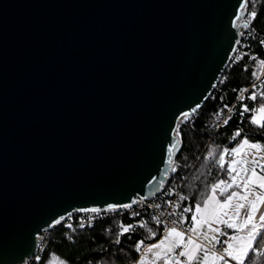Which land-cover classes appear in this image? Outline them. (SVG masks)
Masks as SVG:
<instances>
[{
  "label": "water",
  "instance_id": "95a60500",
  "mask_svg": "<svg viewBox=\"0 0 264 264\" xmlns=\"http://www.w3.org/2000/svg\"><path fill=\"white\" fill-rule=\"evenodd\" d=\"M241 2L0 0V264H25L59 217L157 193Z\"/></svg>",
  "mask_w": 264,
  "mask_h": 264
},
{
  "label": "snow or ice",
  "instance_id": "6c2138e0",
  "mask_svg": "<svg viewBox=\"0 0 264 264\" xmlns=\"http://www.w3.org/2000/svg\"><path fill=\"white\" fill-rule=\"evenodd\" d=\"M254 0H242L239 5L240 14L236 21H242L245 29L252 27L258 17V11L250 10L249 4ZM246 14V17H245ZM253 30H255L253 28ZM240 41H237L239 44ZM258 43L264 46V39ZM248 53H237L235 62L244 59ZM256 61V69L252 71L250 86L240 89H232L236 93V101L239 102L238 115L243 119L248 114L247 120L257 129L260 140H253L244 135L242 128L233 131L231 141H236L232 147L217 145L212 147L206 154V160L210 161L211 167L219 169L222 178L208 182L207 174L201 173L195 176L198 186L188 185L189 195H178L176 202L167 200L170 210L153 214L150 219L155 226L154 230L148 220H140L136 223L120 224L119 236L135 231L137 227L145 229L147 236L134 243V251L138 254L133 264H262L264 262V58L257 60V56L250 57ZM243 71H248V65L243 66ZM226 79V78H225ZM223 100V96L220 98ZM253 102L249 107L244 101ZM236 105L223 104L217 110V121L225 110L232 111ZM201 105H196L189 111L181 114L173 132V142L167 148V164L172 172H176L173 159L176 152L180 151L183 143L180 125L191 121L192 116ZM233 119L228 115L223 120V125H228ZM165 172V176L167 175ZM161 186L164 181H159ZM159 190V189H158ZM165 195L175 194V190L165 191ZM139 201L116 205L109 204L106 209L92 207L78 211L99 214L102 211L110 212L117 209H131L132 205ZM151 207L160 209L161 204ZM190 214V216H189ZM72 213H68L70 218ZM133 217L140 215L132 212ZM92 217L91 219H94ZM65 217H59L54 225H59ZM50 225V226H54ZM91 226V225H89ZM66 227L73 232L72 224ZM83 228L85 225L80 224ZM69 240L71 234H65ZM157 237H159L157 239ZM146 240L152 241L146 243ZM120 244V240L115 241ZM40 259L39 256L36 257ZM48 264H67L55 254L52 255Z\"/></svg>",
  "mask_w": 264,
  "mask_h": 264
},
{
  "label": "trees",
  "instance_id": "16d2710c",
  "mask_svg": "<svg viewBox=\"0 0 264 264\" xmlns=\"http://www.w3.org/2000/svg\"><path fill=\"white\" fill-rule=\"evenodd\" d=\"M249 9L258 11V17L249 29L241 26V30L247 33L245 40L247 52L244 53H248V55L239 62H235L234 57L227 64L221 78L218 79L201 107L192 116L191 121L180 125L183 143L180 151L174 156L180 165L176 167L177 171L172 172V174H177L180 179L187 175L183 184L184 195L190 194L189 184L194 187L198 186L199 182L195 180V176H200L201 180L204 179L201 173L207 174L211 171V175L208 176L209 183L213 182L214 179L223 177L218 168L211 167L210 161L206 160V154L217 145L221 148L234 146L236 141L230 140L234 129L242 128L244 135L253 140L261 139V136L257 134L256 127L248 122V114H245L243 119L238 115L239 102L235 99L236 93L232 91L234 88L240 89L249 86L252 82L251 73L257 70V62L251 60L250 57L255 55L257 60L264 58V46L258 43L259 40L264 39V0H254V5L250 3ZM245 64L248 65L246 72L243 71ZM262 79H264L263 76ZM221 96H223V100L220 99ZM225 103L236 105L226 115V117L232 115L233 119L229 121L228 125L222 124L214 132L215 113ZM244 103H248L249 107L253 106L251 101L245 100ZM194 160L196 163L190 169V164ZM146 220L149 221V225L154 230H157L159 226H155L150 218ZM131 222L130 219L124 217L114 218L94 222L91 226L87 225L83 228L76 226L74 232H69L70 229L66 227L67 224H59L42 232L45 240L42 242L39 251L40 259L33 261L32 264H48L53 254L66 261L67 264H132L137 255L134 251V243L145 238L147 232L145 229L137 227L134 232L119 236L120 224L126 225ZM66 233L71 234V240L67 238ZM117 239L120 240V244L115 243Z\"/></svg>",
  "mask_w": 264,
  "mask_h": 264
},
{
  "label": "built area",
  "instance_id": "2783aa9c",
  "mask_svg": "<svg viewBox=\"0 0 264 264\" xmlns=\"http://www.w3.org/2000/svg\"><path fill=\"white\" fill-rule=\"evenodd\" d=\"M247 38V33L245 31H242L240 29V35L238 41H240L239 45L237 44L230 61L233 60L235 55L237 53H244L247 52V42L245 41ZM221 78V76H220ZM250 86V85H249ZM233 103V102H232ZM232 103L230 105H232ZM253 107V106H251ZM250 107V108H251ZM228 111L225 110L224 114L220 117V120L217 121L216 118L214 119V129L213 131L215 132L222 124L223 120L226 118ZM240 120V119H239ZM235 130V129H234ZM233 130V131H234ZM175 161V166L178 167L180 165V162ZM196 160L192 161L190 164V169L193 168L195 165ZM187 175H184L181 179L177 176V174H172V171L169 172L167 179L164 181V184L160 187V189L155 193L152 197L144 200H137L139 201L138 203H135L132 205L131 209H117L116 211H110V212H104L102 211L99 214L95 213H89V212H75L71 215V217H67L62 224H72L73 228L76 226L80 227V224L83 223L85 226L91 225L94 222L98 221H105V220H111L114 218H128L132 222L131 223H136L140 220H146L147 218H150L153 214H159L160 212L168 211L170 210L169 206L165 204L164 202L167 200H171L173 202H176L178 199V195H184L183 192V184L186 179ZM175 190V194L171 195H165V191H171ZM154 204H161L162 207L160 209H155L151 207V205ZM101 209H106V208H101ZM132 212H138L140 215L133 217L131 215ZM92 217H95L94 219H91ZM72 230H69L71 232ZM45 236L42 237L41 244L39 245L37 253L32 256L25 264H32L33 261H36V257L39 256V251L42 246V242H44Z\"/></svg>",
  "mask_w": 264,
  "mask_h": 264
},
{
  "label": "crops",
  "instance_id": "0c3cea01",
  "mask_svg": "<svg viewBox=\"0 0 264 264\" xmlns=\"http://www.w3.org/2000/svg\"><path fill=\"white\" fill-rule=\"evenodd\" d=\"M263 77H264V76H263ZM261 210H262V211H264V207H262V209H261ZM189 216H190V214H189ZM158 238H159V237H157V239H158ZM151 242H152V241H148V242H146V243H151ZM137 257H138V254L136 255V258H135V260L137 259ZM135 260H134V261H135ZM134 261H133V262H134ZM133 262H132V264H133Z\"/></svg>",
  "mask_w": 264,
  "mask_h": 264
}]
</instances>
